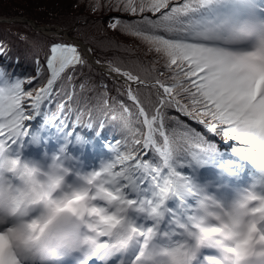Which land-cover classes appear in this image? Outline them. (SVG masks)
Masks as SVG:
<instances>
[{"label":"snow or ice","instance_id":"6c2138e0","mask_svg":"<svg viewBox=\"0 0 264 264\" xmlns=\"http://www.w3.org/2000/svg\"><path fill=\"white\" fill-rule=\"evenodd\" d=\"M87 8L0 40V264H264V0Z\"/></svg>","mask_w":264,"mask_h":264},{"label":"trees","instance_id":"16d2710c","mask_svg":"<svg viewBox=\"0 0 264 264\" xmlns=\"http://www.w3.org/2000/svg\"><path fill=\"white\" fill-rule=\"evenodd\" d=\"M91 2H93V0H0V17L11 19L14 17L26 16L39 26H49L53 30L59 27L63 31H66L67 35L72 39L75 37V29L83 28L82 22L84 18L91 21L102 17L106 20L107 16L116 14L114 12L91 13L87 8V5ZM21 34H26L30 41H35L38 44H45L48 40L53 38H61L59 35L49 36L34 30L25 22H0V40L9 42L13 48V52L20 53L23 56L24 63L22 71L24 73H28L32 70L31 52L33 48L30 43L20 40L19 36ZM132 54L133 53L109 52L107 55L111 58L113 56L126 57ZM135 54L144 55L143 51H138ZM98 73L104 72L98 69ZM97 78L99 79L100 76L97 75ZM104 78L110 79L106 76ZM88 95L89 93H85V98H87ZM92 95H94V93ZM83 102L84 101H81V103ZM109 138H111V134H109Z\"/></svg>","mask_w":264,"mask_h":264},{"label":"water","instance_id":"95a60500","mask_svg":"<svg viewBox=\"0 0 264 264\" xmlns=\"http://www.w3.org/2000/svg\"><path fill=\"white\" fill-rule=\"evenodd\" d=\"M0 21H2V22H14V21L25 22L28 25H30L34 30L40 31L42 33H46L49 29L51 30V27L39 26V25L35 24L31 19H29V18H27L25 16L24 17H14V18H11V19L0 18ZM55 33L64 34V35L67 36V32L63 31L59 27L56 28ZM66 39H71V38L66 37ZM96 67H97V69H100L101 71L106 72V68H107L106 64H103V65H100V66H96Z\"/></svg>","mask_w":264,"mask_h":264},{"label":"rangeland","instance_id":"374dc122","mask_svg":"<svg viewBox=\"0 0 264 264\" xmlns=\"http://www.w3.org/2000/svg\"><path fill=\"white\" fill-rule=\"evenodd\" d=\"M26 17V16H25ZM1 18V17H0ZM28 18V17H27ZM3 19H6V18H3ZM0 22H2V21H0ZM6 23H10V22H6ZM57 28V27H56ZM56 28H55V30H56ZM53 29H49L47 32H46V34H51V33H53L54 31H52ZM52 35H59V36H62L64 39H66V37H69L68 35L66 36V35H64V34H58V33H53ZM49 36H51V35H49ZM70 38V37H69ZM49 144H56L55 143V141L54 140H51L50 142H49ZM55 147H56V145H55ZM42 149H43V147L42 148H40V149H36V148H26V154L27 153H36L35 151L36 150H39V151H41L42 152ZM44 150V149H43ZM92 155H90L89 153L87 154V150H85V157L86 158H90ZM93 162H95V163H98V160H96V161H93Z\"/></svg>","mask_w":264,"mask_h":264}]
</instances>
